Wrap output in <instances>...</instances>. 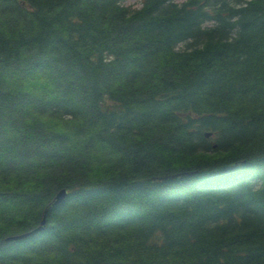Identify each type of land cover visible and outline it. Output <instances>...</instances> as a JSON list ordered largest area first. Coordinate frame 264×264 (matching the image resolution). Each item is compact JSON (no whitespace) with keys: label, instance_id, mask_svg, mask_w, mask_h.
I'll use <instances>...</instances> for the list:
<instances>
[{"label":"trees","instance_id":"trees-1","mask_svg":"<svg viewBox=\"0 0 264 264\" xmlns=\"http://www.w3.org/2000/svg\"><path fill=\"white\" fill-rule=\"evenodd\" d=\"M0 264H264V0H0Z\"/></svg>","mask_w":264,"mask_h":264},{"label":"water","instance_id":"water-1","mask_svg":"<svg viewBox=\"0 0 264 264\" xmlns=\"http://www.w3.org/2000/svg\"><path fill=\"white\" fill-rule=\"evenodd\" d=\"M64 192V191H63ZM62 195V191L58 194V196H57V198L59 199L60 198V196ZM40 230V228H37L36 230H34V231H32L31 233H36L37 231H39ZM30 233V234H31ZM16 238V237H15ZM19 238V237H18Z\"/></svg>","mask_w":264,"mask_h":264},{"label":"bare ground","instance_id":"bare-ground-1","mask_svg":"<svg viewBox=\"0 0 264 264\" xmlns=\"http://www.w3.org/2000/svg\"><path fill=\"white\" fill-rule=\"evenodd\" d=\"M83 211V210H82Z\"/></svg>","mask_w":264,"mask_h":264}]
</instances>
